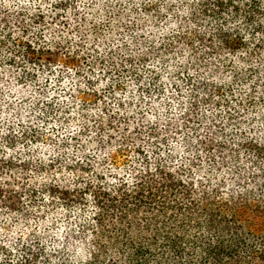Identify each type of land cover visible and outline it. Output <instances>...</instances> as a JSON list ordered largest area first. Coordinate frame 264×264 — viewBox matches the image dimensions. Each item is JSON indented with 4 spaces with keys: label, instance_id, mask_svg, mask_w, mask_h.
<instances>
[{
    "label": "trees",
    "instance_id": "1",
    "mask_svg": "<svg viewBox=\"0 0 264 264\" xmlns=\"http://www.w3.org/2000/svg\"><path fill=\"white\" fill-rule=\"evenodd\" d=\"M71 10L77 24L65 18ZM47 14L55 26H47ZM261 20L264 0H0V118L5 114L0 120V264H53L65 261V254H78V229L53 236L50 230L51 221L59 225L73 216L93 237L83 244L103 249L101 238L114 227L113 221L123 222L141 208L199 215L215 241H197L205 264H223L245 251L239 213L211 199L188 207L184 201L190 184L181 177H192L189 183L195 178L185 163L171 167L178 157L174 149L164 162L163 150L180 140L188 152L199 150L204 143L200 131L206 129V156L233 171L237 184L243 181L233 161L242 150L258 157L264 153L256 116L241 109L245 92L252 108L264 99V38L255 43L244 38L245 32L251 37L264 33ZM46 31L59 39L51 36L44 46H34ZM57 65L71 71L61 69L53 84ZM85 71L91 82L96 76L97 82L106 80V92L116 98L107 111L108 123L101 116L87 129L74 132L67 121L58 128L55 112L64 115L71 107L70 102L67 108L57 102L65 90L63 81ZM90 90L81 97L95 100L98 92ZM120 91L129 94V102L118 99ZM127 103L125 111L132 114L124 116L120 107ZM193 108H206V114L192 120ZM124 122L126 130L136 123L141 142L132 145L147 163L134 182L113 184L106 179L102 155L116 141L111 125ZM62 129L67 135L62 136ZM129 136L119 138L122 148L114 153H124L125 145L133 142ZM72 145L75 150L70 152ZM54 172L65 175L58 182L42 179ZM92 174L100 188L87 182ZM252 174L253 181L264 185ZM261 214L264 203L243 215L259 230ZM21 221L26 228L19 227ZM182 239L164 233L165 243L174 247ZM96 255L87 264H96ZM76 258L75 264H83Z\"/></svg>",
    "mask_w": 264,
    "mask_h": 264
},
{
    "label": "clouds",
    "instance_id": "2",
    "mask_svg": "<svg viewBox=\"0 0 264 264\" xmlns=\"http://www.w3.org/2000/svg\"><path fill=\"white\" fill-rule=\"evenodd\" d=\"M261 22L264 23V20ZM236 24H240L243 30L241 21H236ZM244 38L245 40L252 39L255 43L264 38V33L257 32L255 37H251L249 33L245 32ZM50 39V33L46 31L43 39L39 41V45L34 46H44V42ZM47 47L51 48L52 46L48 44ZM261 67L264 69V64ZM61 69L65 73L71 71V69H64L57 65L53 69L55 74L51 77L53 84H55V76L61 74ZM246 167L250 171H256L251 165L247 164ZM63 175H65L63 172H54L51 176L42 179L58 182ZM105 176L113 184L122 183L121 177H125L131 183L124 168H114L111 164ZM181 179L184 180L185 185L190 184V193L184 201L188 207H192L194 204H206L208 199H211L220 207L239 213L241 231L246 237L244 243L247 247L239 255L226 258L223 264H264V259L261 258V254L264 253V214H261L259 230H256L253 224H249L243 215L244 210L264 203V185L248 178L237 184L223 172L219 175L202 172L195 177L193 183H189V180L193 179L192 177H181ZM221 179L224 181L222 185L218 184ZM213 187H217L218 191L212 192ZM173 216L174 220L168 219ZM228 219L232 220L233 217L229 216ZM113 224L114 227L109 226V232L101 238V243L105 245L103 249L96 246L81 250L78 254L73 253V255H78L83 264L94 259V252L97 254L96 264H205L202 259V256L205 255L202 244L197 241L211 238L215 242L213 234L201 222L199 215L186 216L183 211L174 213L172 210H166L165 214L141 208L138 212L129 213L123 222L117 219L113 221ZM175 225H179V227ZM169 226H172L171 232H169ZM166 232L173 239L177 236L183 237L178 245L183 249L182 252L178 253V247L165 243L164 233ZM91 238L93 237L90 236Z\"/></svg>",
    "mask_w": 264,
    "mask_h": 264
},
{
    "label": "rangeland",
    "instance_id": "3",
    "mask_svg": "<svg viewBox=\"0 0 264 264\" xmlns=\"http://www.w3.org/2000/svg\"><path fill=\"white\" fill-rule=\"evenodd\" d=\"M46 6V5H45ZM44 6V7H45ZM50 6V5H49ZM104 9L105 5H103ZM89 12H91L89 10ZM47 13V10H46ZM72 10L70 12H67L66 17L67 19L71 18L72 24H77L75 20H73V15H71ZM88 15V13H86ZM47 26H55V22L53 17H50V14H47ZM91 19H84V22H90ZM54 33H50V36L56 37V40L59 39L56 35L54 36ZM87 71L83 72L81 75H74L73 77L67 76L64 79V84H65V90L58 96L57 102L58 105L60 104L61 106L65 107L67 103H71L70 109H67V113L64 115H59V112H55V124L57 125L58 128H63L66 126L61 124V121H67L69 126L72 127L71 130L76 132V130L80 129H87L90 128L101 116H103L104 122H107L108 119V113L107 111L109 108H112L114 103L116 102V98H114L110 93L106 92L107 83L106 80L98 81L97 82V76L95 77L96 82H91L88 79L87 76ZM93 88L94 90H97L98 95L95 100H91L90 98H82V94L85 92L91 91L90 89ZM133 89V86L130 87ZM248 93L245 92L243 94L244 100H245V106L244 108H241L242 110L245 111V108L248 109L246 112L248 113L249 116H256L254 119V125H255V131L259 133V135L263 138L260 142H262L264 146V99H257L254 103V107L252 108L249 105V96L247 95ZM118 99L122 98L123 100H126L129 102V94L126 93L125 91H120L117 93ZM128 106L126 107H120L123 108L122 112L125 113L124 116H129L132 114V110H126L129 109V104L127 103ZM247 106L249 108H247ZM67 108V107H65ZM58 109V108H57ZM194 114L192 115V120L199 121L197 114L199 116H202V114H206V108H193ZM243 114V113H242ZM196 116V119L194 117ZM5 117V114L3 117L0 118L1 121H3V118ZM181 117L180 114H178L177 118ZM204 122H206L205 119L202 118ZM108 123V122H107ZM123 126H125L124 123H118L115 124V126L111 125V132L112 135L114 136V142H112L108 147H107V155H102L104 159L102 160L103 166L105 171H108V167H110V164L114 168H124V172L128 178H130L131 182H134L136 178L141 177L142 173L144 171V167L146 166L147 161L142 158L141 156L137 155L135 151V146L132 145L133 143H139L141 142L140 140V135L137 133L135 130L136 128V123L130 124V130H126ZM239 126L234 127V130H238ZM66 129H62L60 132H62V136L67 135ZM131 131V132H130ZM202 132V137L204 140V143L201 145L199 150H192L191 152L187 151V146L184 141L180 140L178 143H170L169 145L167 144L166 147L163 150V158L164 162L165 161V156L168 153L169 150L174 149L175 152L177 153L178 157H176V160L173 161L171 164V167H178L182 163H185V167L188 171L191 172L192 176L197 177L199 176L202 172L204 173H210L213 172L216 175H219L220 173H226L228 177L232 180L235 181L233 178V171H231L229 168H226V166L219 168L217 162H213L212 160L210 161L208 156H206V138H210L209 134L206 133V129H201ZM129 136L130 143L123 149H125L123 154H117L114 153L115 150L120 147V143L118 140L121 136ZM209 142L210 140L207 139ZM96 143V142H95ZM94 143V144H95ZM91 147V146H90ZM75 150V145H72L69 148L70 152H73ZM116 154V157L113 155ZM105 156L109 157L108 162L107 158ZM185 160V161H184ZM151 164L154 166L156 163L155 158H151ZM184 161V162H183ZM235 164L240 166V175L242 177V180L244 181L246 178L249 180H252L253 178V171H250L246 165H251L253 169H255L257 178L264 180V153L258 157L255 153L252 151L248 150H242L240 157H236V160L233 161ZM105 163V165H104ZM167 163V162H166ZM168 165V164H167ZM257 166V168H256ZM121 180L123 182L127 181L128 179H125V177H121ZM87 182H91V184H95L96 189L100 188V183L97 180V177L95 175H90L87 178ZM122 182V183H123ZM224 183L223 179L218 181V184ZM235 183H237L235 181ZM120 184V183H119ZM86 186V185H84ZM90 201H89V206L90 209H93L92 206L94 204L92 203V198L89 196ZM90 214V213H89ZM74 216L71 219H64L59 225L53 224V221L50 223V230H51V235H56L57 231L60 230V232H63L64 230L67 231H72L75 229L79 230V250H84V249H89V247H86L83 243L89 242L90 241V236L91 233H88L87 230L84 229V227H80L79 222L74 221ZM34 227H37L36 223L34 222L33 224ZM20 228H26V224L24 221H21L20 223ZM51 243V242H49ZM79 251V252H80ZM78 260L76 256L73 255V253H70L69 255L65 254V261L61 262L56 260L53 264H75Z\"/></svg>",
    "mask_w": 264,
    "mask_h": 264
}]
</instances>
